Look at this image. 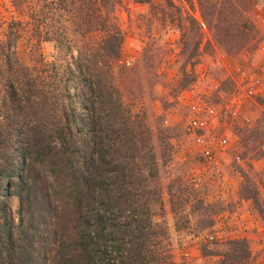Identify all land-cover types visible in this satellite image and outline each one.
Here are the masks:
<instances>
[{"label": "trees", "instance_id": "trees-1", "mask_svg": "<svg viewBox=\"0 0 264 264\" xmlns=\"http://www.w3.org/2000/svg\"><path fill=\"white\" fill-rule=\"evenodd\" d=\"M116 1L27 0V29L12 20L18 27L12 34L25 33L26 40L33 41L30 49L42 41L69 51L80 38L81 44L75 47L77 73L69 64L54 81L51 76L41 79L35 65L24 66L14 54L9 56L10 65L14 61L18 68L5 75L9 83L0 116V195L17 197L19 222L15 228L5 216L0 222V264H173L166 232L153 220L152 203L161 206L162 197L154 184L158 163L148 127L115 85L113 63L122 44V34L111 25ZM135 1L174 6L173 0ZM245 3L198 0L207 28L238 32L244 24L235 15ZM102 31L95 45L87 41L89 34ZM233 35L228 37L233 40ZM37 61L44 64L40 54ZM76 77L80 111L68 85ZM14 151L16 162L9 159ZM44 175L52 178V189L46 188ZM52 191L59 200L52 198ZM174 195L170 201L176 213ZM178 198L190 207H209L192 187L180 190ZM4 207L1 201V214ZM56 208L60 214L52 216ZM205 213L196 220L204 230L214 223V212ZM35 235L41 237L38 243ZM43 243L49 246L41 249Z\"/></svg>", "mask_w": 264, "mask_h": 264}, {"label": "rangeland", "instance_id": "rangeland-1", "mask_svg": "<svg viewBox=\"0 0 264 264\" xmlns=\"http://www.w3.org/2000/svg\"><path fill=\"white\" fill-rule=\"evenodd\" d=\"M22 1L0 0V116L9 83L5 75L18 68L14 61L10 65L11 54L24 66L38 67L44 80L60 78L69 64L77 73L74 57L81 38L70 51L53 41L30 49L33 41L26 40L25 33L12 34L18 30L13 19L21 21L23 29L30 23L31 5ZM173 3L159 8L117 0L110 14L111 25L122 34L120 55L113 63L115 85L123 100L143 114L158 163L154 184L162 204L153 201V220L166 232L173 264H264V0H246L244 9L235 15L244 24L242 32L207 28L198 0ZM189 18L200 24H190ZM172 19L173 23L168 22ZM103 34H89L87 41L95 45ZM229 34H234L233 40ZM39 54L44 64L38 63ZM77 81L78 77L68 85L72 103L80 111ZM194 105L206 110L202 117L207 122L204 135L209 157L186 130ZM208 108H214V113H207ZM222 138L226 142L220 145ZM10 153L9 159L16 162V151ZM43 179L46 188L52 189V178L44 175ZM189 187L209 205L207 209L190 207L178 198V192ZM173 194L176 213L170 201ZM52 198L59 200V194ZM1 201L5 214L0 213V222L5 216L15 228L17 197L0 195ZM205 212H214V223L204 230L196 220ZM52 213L56 216L60 210ZM39 235L34 242L41 239ZM48 244L43 243L41 249Z\"/></svg>", "mask_w": 264, "mask_h": 264}, {"label": "built area", "instance_id": "built-area-1", "mask_svg": "<svg viewBox=\"0 0 264 264\" xmlns=\"http://www.w3.org/2000/svg\"><path fill=\"white\" fill-rule=\"evenodd\" d=\"M207 113L213 114L214 108H208ZM202 115H206V110H201L199 106H192V116L190 117L186 130L191 137V139L199 146L202 147V153L205 157L211 155V150L206 143L204 129L207 126V122L203 119ZM225 138L220 139L219 144L225 143Z\"/></svg>", "mask_w": 264, "mask_h": 264}]
</instances>
